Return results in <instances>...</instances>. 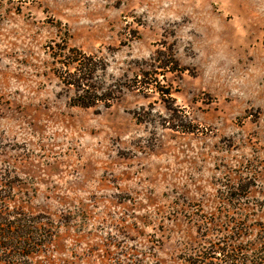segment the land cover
<instances>
[{
  "label": "rangeland",
  "instance_id": "374dc122",
  "mask_svg": "<svg viewBox=\"0 0 264 264\" xmlns=\"http://www.w3.org/2000/svg\"><path fill=\"white\" fill-rule=\"evenodd\" d=\"M63 39L107 80L172 48L173 99L70 105L46 51ZM0 167L59 225L35 264H182L218 190L249 179L263 197L264 0H0Z\"/></svg>",
  "mask_w": 264,
  "mask_h": 264
},
{
  "label": "trees",
  "instance_id": "16d2710c",
  "mask_svg": "<svg viewBox=\"0 0 264 264\" xmlns=\"http://www.w3.org/2000/svg\"><path fill=\"white\" fill-rule=\"evenodd\" d=\"M46 49L69 104L83 108H108L125 90H157L163 102H169L171 84L165 75L184 70L172 48L163 46L142 61L150 69L139 67L140 72L126 80H107L105 58L70 46L66 39L50 41ZM14 183L15 177L0 167V264H35L34 257L47 250L59 225L17 204ZM253 185L249 179L227 184L218 190L221 202L214 210L196 214L195 238L181 252L182 264H264V192L262 198H251Z\"/></svg>",
  "mask_w": 264,
  "mask_h": 264
}]
</instances>
